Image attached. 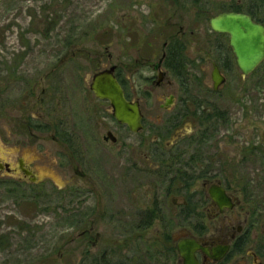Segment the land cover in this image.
Listing matches in <instances>:
<instances>
[{
  "label": "rangeland",
  "instance_id": "obj_1",
  "mask_svg": "<svg viewBox=\"0 0 264 264\" xmlns=\"http://www.w3.org/2000/svg\"><path fill=\"white\" fill-rule=\"evenodd\" d=\"M212 1L207 21L219 2ZM168 7L167 0H0V159L23 157L37 178L34 184L17 170L0 169V264H83L84 229L97 235L89 246L95 255L108 249L120 258L131 247L143 253L148 243L174 244L169 234L179 233L181 220L173 199L181 201L185 192L173 195L149 172L158 166L154 138L165 133L155 109L162 97L136 90L144 77L129 73L147 41L161 48L170 34ZM199 48L187 45L186 53L191 57ZM205 54L190 66L191 101L206 96L229 111V121L209 132L217 134L218 149L233 154L248 140L264 146V65L242 78L234 64L225 87L210 94L207 58L213 54L209 48ZM124 62L122 76L145 112L137 133L117 124L107 101L82 89L96 69L117 64L125 70ZM61 123L77 138L74 156L69 143L53 139ZM192 124L185 120L175 132H194ZM108 130L116 143L105 142ZM259 161L255 169L264 170V156ZM253 176L254 184L264 181L262 173ZM146 208L157 210V217L148 229L137 228ZM169 261L163 255L151 264Z\"/></svg>",
  "mask_w": 264,
  "mask_h": 264
},
{
  "label": "flooded vegetation",
  "instance_id": "obj_2",
  "mask_svg": "<svg viewBox=\"0 0 264 264\" xmlns=\"http://www.w3.org/2000/svg\"><path fill=\"white\" fill-rule=\"evenodd\" d=\"M167 1L170 16L167 18L166 26L170 28V34L163 40L161 48L147 41L145 52L141 54L140 49L135 63L129 64L130 76L141 75L145 80L144 87L140 85L136 90H143L148 95L157 92L162 97L155 109L161 114L163 124H166L163 130L165 133L154 138L153 148L158 166L149 172L154 175L156 181L167 185L166 187L174 192L173 195L178 196V193L185 192L181 201L175 202L173 199L177 207L176 216L180 218L179 221L181 220L178 222L180 231L178 234L176 232L169 234L174 242L172 243L174 251L167 257L171 261L162 264H186L178 248L179 243L184 240H193L198 244L194 249L198 264H264V181L253 183L254 173L264 174V170L259 166L255 169L254 164L255 161L259 164V159H263V143L256 142L255 145L254 141L250 143L248 140L247 144L241 146L237 144L233 154L225 150L220 152L217 140H213L217 138V134L209 132H217L219 122L223 124L229 121V111L220 110L217 105L207 101L206 96L200 92L205 98L191 101L189 73L194 62L206 58L205 51L209 48L213 54L207 58L212 61V85L209 93L218 94L227 84L228 75L235 65L242 78H248L263 66L264 60L253 72L244 74L237 65V58L230 44V35L214 30L211 19L224 12H238L251 16L254 21L264 23V0H218L208 21L207 14L213 8H210L212 0ZM206 31L211 33L210 38L206 37ZM187 45L203 48H199V52L190 57L186 53ZM210 56L215 58L212 60ZM113 65H116L115 74L126 98L139 102L144 127L145 112L141 96L138 93L132 95L135 88L130 90L127 78L122 76L127 64L124 62L125 70L117 64ZM111 66L96 69L92 73L89 85L84 86L81 83L84 93L97 97L91 89L93 76L97 71ZM215 67L224 78L217 87L213 79ZM177 88L182 90V96H179ZM97 98L109 103L110 116L117 124L128 127L114 117L109 100ZM251 105L247 106V109L252 112L255 106ZM88 119L91 118L88 116ZM185 120L194 122L193 128L198 127L194 132L191 128L184 134L176 133ZM40 126L43 127L42 130H46L45 125ZM68 127V124L61 123V126L55 129L57 135L53 136V139L58 143H69V152L74 156V149L77 146L73 143L77 138L73 136L74 131ZM108 132H111L112 136L108 135ZM170 132V139H167ZM104 140L106 143L109 140L116 143L118 136L112 130H108ZM231 141L234 142V139ZM191 149H195V152L190 153ZM16 161L2 162L0 159V169L17 170L22 173L23 180L37 184L30 163L23 157H18ZM79 236L85 239L82 249L83 264H100L102 252L108 253L109 250H102L95 255L91 249L89 250V246L96 244L97 235L93 239L94 236L90 235L89 230L84 229ZM84 255L87 259L83 258ZM106 264H109V258Z\"/></svg>",
  "mask_w": 264,
  "mask_h": 264
},
{
  "label": "water",
  "instance_id": "obj_3",
  "mask_svg": "<svg viewBox=\"0 0 264 264\" xmlns=\"http://www.w3.org/2000/svg\"><path fill=\"white\" fill-rule=\"evenodd\" d=\"M214 30L230 35V44L237 58V65L244 74L253 72L264 60V23L254 21L249 15L238 12H224L211 19ZM116 65L97 71L93 76L91 89L101 99H107L112 105L114 117L134 131L143 128V114L138 101L128 100L124 89L115 74ZM215 87L224 78L215 67L213 72ZM108 135L112 136L111 132ZM198 244L193 240L179 243L180 254L186 264H198L194 249Z\"/></svg>",
  "mask_w": 264,
  "mask_h": 264
},
{
  "label": "trees",
  "instance_id": "obj_4",
  "mask_svg": "<svg viewBox=\"0 0 264 264\" xmlns=\"http://www.w3.org/2000/svg\"><path fill=\"white\" fill-rule=\"evenodd\" d=\"M142 220L137 224V228L140 229H148L152 223L153 219L157 217V210H152L146 208L142 211ZM135 229V227H134ZM136 230V229H135ZM133 230V231H135ZM130 247V245H126ZM162 249L166 250L164 254ZM174 251L173 245H162L157 247V245L153 243H148L145 247V251L142 253L139 248H129L128 251L123 252L120 258L115 257L114 253L107 251L102 252V256L100 259V264H106L107 258H109V264H148V263H157L161 260V257L164 255L169 257ZM98 257V255H97Z\"/></svg>",
  "mask_w": 264,
  "mask_h": 264
}]
</instances>
